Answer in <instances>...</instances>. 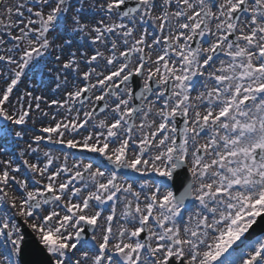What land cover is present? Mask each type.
Listing matches in <instances>:
<instances>
[{
  "label": "snow or ice",
  "instance_id": "obj_1",
  "mask_svg": "<svg viewBox=\"0 0 264 264\" xmlns=\"http://www.w3.org/2000/svg\"><path fill=\"white\" fill-rule=\"evenodd\" d=\"M0 264H264V0H0Z\"/></svg>",
  "mask_w": 264,
  "mask_h": 264
},
{
  "label": "rangeland",
  "instance_id": "obj_2",
  "mask_svg": "<svg viewBox=\"0 0 264 264\" xmlns=\"http://www.w3.org/2000/svg\"><path fill=\"white\" fill-rule=\"evenodd\" d=\"M54 86V85H53ZM23 87V86H22ZM39 94V93H38Z\"/></svg>",
  "mask_w": 264,
  "mask_h": 264
}]
</instances>
